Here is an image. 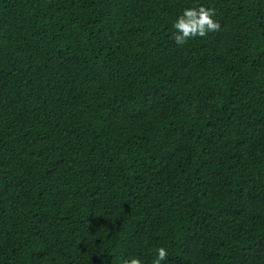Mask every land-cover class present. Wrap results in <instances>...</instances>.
Masks as SVG:
<instances>
[{"label": "trees", "instance_id": "16d2710c", "mask_svg": "<svg viewBox=\"0 0 264 264\" xmlns=\"http://www.w3.org/2000/svg\"><path fill=\"white\" fill-rule=\"evenodd\" d=\"M159 247L264 264V0H0V264Z\"/></svg>", "mask_w": 264, "mask_h": 264}, {"label": "clouds", "instance_id": "9594fccd", "mask_svg": "<svg viewBox=\"0 0 264 264\" xmlns=\"http://www.w3.org/2000/svg\"><path fill=\"white\" fill-rule=\"evenodd\" d=\"M214 17L215 10L211 7L197 5L184 8L173 23V28L176 29L175 42L183 45L191 38L203 37L209 32L218 30L220 25ZM167 255L164 247L157 248L153 264H161ZM126 264H142V261L139 258H131Z\"/></svg>", "mask_w": 264, "mask_h": 264}]
</instances>
